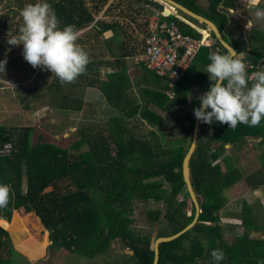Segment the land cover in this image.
I'll return each instance as SVG.
<instances>
[{
  "label": "trees",
  "instance_id": "16d2710c",
  "mask_svg": "<svg viewBox=\"0 0 264 264\" xmlns=\"http://www.w3.org/2000/svg\"><path fill=\"white\" fill-rule=\"evenodd\" d=\"M235 1L208 0L204 7L196 0H185L183 5L212 20L220 32H225L232 18L230 10L236 7ZM35 2L0 0V6L3 4L13 16H18V25H21V11L25 5ZM47 2L55 9L61 28L69 24L75 25L78 32L86 28L90 37L101 41V48L107 50L109 58H104L105 63L119 68L108 72L107 80L100 82L95 78L99 74L96 61L90 59L86 73L76 82L62 84L51 73L50 83L30 89L32 95L26 96V108L31 107L29 100L35 99L38 93L43 95L44 104L60 116L58 122L46 124L51 128L50 133L40 132L37 125L0 124V146L6 142L12 145L10 155L0 156V184L10 185L12 189L8 207L0 210V218L5 219L0 221L5 227L0 225V264H10L11 260L13 264L23 262L9 231L21 228L18 223H22L23 218L17 214L13 215L11 224L8 221L15 209L26 204L35 207L55 248L90 259L104 258L114 251L116 264H153L156 239L181 231L196 215V206L183 176V160L193 141L194 109L200 106V101L197 96L189 97L188 86L183 82L189 79L187 73L195 60L205 50L209 54L211 48L203 47L198 52L174 87L169 86L167 78L155 74L160 87L145 92L152 108L142 107L134 101L135 95L126 94L129 85L120 68L124 69L127 56L140 53L136 30L148 32V16L153 13L151 6L161 9L163 5L155 0ZM101 11L103 16L97 19ZM142 14L145 18L139 21ZM166 18L177 21L185 33L201 37L200 32L176 16ZM0 26L7 25L2 22ZM105 32L113 33L105 37ZM211 32L216 39L214 31ZM251 32L255 33L250 44L241 38L230 39L237 53L245 52L242 59L247 63L249 74L264 64V32L259 29ZM222 36L229 40L225 34ZM141 41L144 43L145 39ZM214 45L221 53L227 51L217 39ZM85 50L88 52L90 48ZM207 79L205 72L198 81L204 92L211 84ZM84 85H97L107 97L113 95L110 101L114 113L107 114L103 124L95 122V117L71 114L83 110L85 104L64 87ZM159 109L167 112L166 117L159 114ZM175 112L178 117L173 122L177 121L175 128H180L181 132L168 138L167 117ZM145 126L151 127L147 134L142 132ZM71 127L75 129L67 136L57 137ZM249 140L254 141L255 149L264 145V121L259 127L240 124L235 129L215 121L211 125L199 122L196 147L189 162L190 180L200 206L198 221L175 239L160 243L157 264H215L211 256L214 249L225 253V259L219 264H264V238L252 235L264 230V222L253 204L244 200L238 218L244 229L234 232L232 241L224 236L225 227L229 226L216 224L221 221L222 210L228 203L226 188L241 178L251 191L264 188V148L258 152L257 161L246 166L239 164L236 157ZM136 207L145 209L146 223L142 228L137 226L133 216ZM26 244L19 247L35 256L37 248L30 247L34 243ZM126 248H130L132 254H125Z\"/></svg>",
  "mask_w": 264,
  "mask_h": 264
},
{
  "label": "rangeland",
  "instance_id": "374dc122",
  "mask_svg": "<svg viewBox=\"0 0 264 264\" xmlns=\"http://www.w3.org/2000/svg\"><path fill=\"white\" fill-rule=\"evenodd\" d=\"M155 1H158L163 5V8H161L163 10L150 5L153 13H149L150 15L148 16V18L151 19L153 16H159L161 12L164 13L165 10L170 7V15H174L178 19L183 20L188 24H195V26L199 29L208 30V28H204L201 23L190 20L188 16L179 12V10L170 5L168 2L162 0ZM179 1L181 4H186L185 0ZM201 2V6L207 7V1L204 2L203 0ZM243 6L247 7L246 5ZM147 7H149V5H147ZM260 7L264 8V0H261ZM2 14H4V16H1ZM12 14L13 12H10L7 8L4 7L3 4L2 6H0V23L3 22L7 25L6 27L0 26V60H7L5 70L3 72H0V124H7L10 126L37 125L40 129V132L50 133L51 128L48 129L46 124L58 122L60 116L55 113L54 110L44 104V101L42 99L43 95L37 93L35 95V99L31 98L29 100L31 102V107L29 108H26L24 104L26 102V96L32 95L29 90L33 89L34 87L45 86L50 83L52 74L51 71L45 70L40 67L33 68L23 58V45L12 46L7 43V33L9 29H13L14 32H18L17 27L20 18H17L18 16H13ZM7 15H9L8 18L6 17ZM102 16L103 11H101V13L96 16V18L98 19ZM138 18L139 21H141L145 18V15L142 14ZM251 22L253 27H251L250 29L248 28L247 32H251L254 27H257L264 32V21H257L255 19L251 20ZM234 24L231 26L232 29L234 28ZM232 29L228 31L225 30V32H233L234 30ZM136 31V34H138L137 40L141 41L144 32H142L140 29H137ZM110 34L111 32L105 33V35ZM262 39L264 41V37ZM193 66L189 71L188 78H190V82L192 81V79H194L196 83L195 85H199V87H201L200 82L197 83L199 81L200 75H196V69L199 71L201 70V72L205 74V68L201 67V61L195 62ZM263 69L264 64L259 70ZM105 70H107V67L104 68V71ZM73 88L76 93L79 94V87L75 86ZM85 98H87L85 101L89 105L87 104V106H85L84 109L79 111L78 113H74L78 114V116L80 117H95V122L103 124L104 120L107 117V114L111 113V111H109L111 109V105H109L107 100L105 101V97L98 90L94 92L91 91L90 94ZM165 113L166 112L164 110H161L162 116H164ZM176 117H178L177 112H175L171 117H167L169 120H167V125L165 127H168V132L166 133V136L168 138L173 137L174 135H177L181 132L180 128H175V125L177 123L173 121L174 119H176ZM149 128L151 127H143L142 132L144 134H147L149 132ZM68 134L69 132L66 131L58 134L57 137L62 138L64 136H67ZM253 143V140H249L248 144L245 145L239 152H237L236 157H238L239 159V164L246 166V163L248 164L249 162L252 163L255 162V160L257 161V159L255 158L258 157V151L264 148V145L258 146L257 149H255L253 147ZM230 146L231 145H228V147ZM221 162L223 164L222 160ZM225 194L228 197V203L222 210L221 221L216 222V224L221 223L222 225L224 224V226L225 224L229 226L225 227L226 231L224 233V236L228 241L233 240V237L235 236L234 232L239 233L244 229L241 221L239 222L240 219H238L241 215V209L244 199L253 204L254 210L261 216V219L264 222V188L251 191L246 181L241 178L235 184H233L229 188H226ZM22 214H24L23 217H20L21 219L23 218L22 223L18 224L23 225L25 228L22 230V227H15L14 231L10 229L9 230L11 231L10 233H13V235H11L12 237H14L12 241L16 242L15 244L13 242V244L21 254L20 259L23 260L24 264H116V262L114 261L116 258V252L114 251L110 255L105 254L104 258L100 256L90 259L65 249L55 248V246L52 245L49 231L44 230V226L41 227V225L39 224L40 217L38 216L37 219L30 213L24 212ZM13 215L14 214H12L11 220L8 221L9 224L14 221ZM133 216L135 217L137 226L139 228H142L146 223L145 209H139L138 207H136L134 209ZM17 230L19 231L16 232ZM19 235H21L20 238ZM252 235L264 238V230L255 231L252 233ZM26 243H28L29 245L31 243H34L33 245H30V247L32 249L37 248V254L35 256L24 251L22 247H19L20 244L27 245ZM124 253L127 255L132 254V250L130 248H126L124 250ZM10 263L13 264L12 262Z\"/></svg>",
  "mask_w": 264,
  "mask_h": 264
},
{
  "label": "clouds",
  "instance_id": "9594fccd",
  "mask_svg": "<svg viewBox=\"0 0 264 264\" xmlns=\"http://www.w3.org/2000/svg\"><path fill=\"white\" fill-rule=\"evenodd\" d=\"M261 0H245L248 8L255 9L257 21H264ZM23 23L18 32L9 29L7 43L23 45V58L33 68L51 71L62 84L74 83L87 71L90 54L77 43L75 25L60 27L55 9L47 0H36L25 5L20 13ZM252 26L249 20L247 28ZM210 63L205 72L211 81L209 89L198 97L200 106L194 116L202 123L214 121L235 129L244 124L259 127L264 121V70L249 74L247 64L239 53L228 47L221 53L218 49L208 54ZM7 60H0V72L5 70ZM11 186L0 184V210L6 209L11 200ZM211 256L215 264L225 259L221 249H214Z\"/></svg>",
  "mask_w": 264,
  "mask_h": 264
},
{
  "label": "crops",
  "instance_id": "0c3cea01",
  "mask_svg": "<svg viewBox=\"0 0 264 264\" xmlns=\"http://www.w3.org/2000/svg\"><path fill=\"white\" fill-rule=\"evenodd\" d=\"M201 1H203V0H201ZM201 1L200 0H196V3L199 4V5H202V2ZM206 1H207V5H208V0H206ZM206 1L204 0V2H206ZM235 4H236V7L234 9H231L230 10V13H231L232 18H231L230 22L227 24V27H226V29L228 31V30L232 29L231 26L235 23L234 24V28L232 29L234 31L233 32H221V33L222 34H225L229 38V40H226L224 38V36H223V38L225 39V41L228 44H230L231 46H232V43H231L230 39L233 38V37H235V38L236 37L237 38H241L244 41H246L247 44H250L253 41V37L252 36H253V34L255 32H247L248 28L246 27V25L248 24L249 20L250 21L251 20H255V16H254L255 9H251V8H248V7L243 6V5H245V0H236L235 1ZM168 15H170V12L169 13H165V12L163 13V12H161L159 14V16L156 15V16H153V17H159L160 19L161 18L167 19L166 17ZM153 17L150 19L149 24H150L151 20L153 19ZM181 21L184 22V23H186L183 20H181ZM241 23H243V24H241ZM186 24H188V23H186ZM188 25L191 26L192 28L196 29L198 32L201 33V37H199V38H204L208 42V45H206L204 47L211 48L210 51L215 50L214 49V47H215L214 44L216 43L217 37H216V35H215L216 39L213 37V34L211 32L212 28L209 25H207L208 27H204V28H208V30L207 29L206 30L205 29H199V28H197L195 26V24H188ZM251 27H253V25ZM85 29H83L80 32H78V40H77V43L80 46H82L84 49H87V48L89 49L90 48V50L88 51V53L90 54V59H94L96 61V65L95 66L98 69V73H99L98 75L95 76V78L99 79L100 82L103 81V80H107V78H108V76H107L108 72H110L113 69H118L119 67H117L115 65H111L110 66L107 63H105V60H107V59H104V58H109V55L107 53V50L101 48L103 46L102 42L101 41L100 42H97L93 37L91 38L90 37L91 34L89 32H85ZM253 29L256 30V29H259V28L254 27ZM105 33H107V32H105ZM112 33L113 32H111L110 35H105L104 34V36L105 37L111 36ZM149 34H150V29L148 28V32L143 33V38L145 39L144 43H142V41H138L137 40V43L138 44L141 43L140 51H139L140 53H138V54H136L134 56H127L124 59V64H123L124 65V69L122 70L120 68V70H121V72H124L125 73V76L127 77V83L129 85V87H128L127 91H126V94H130L132 96L135 95L137 97V99H134V101L137 102V104L142 105V107L148 106L149 108H152L151 107V102L149 101L150 98L147 97L148 95H146L145 92L149 91L150 88H153V87H156L157 88V86H158V88H159L160 85L158 83V78L155 76V73L153 74V72L150 71L146 67L144 61L141 59V57H142V55L144 53V50H145L146 41H147V37L149 36ZM136 38H137V36H136ZM216 49H217V47H216ZM91 51H94V52H91ZM204 55H205V57H204ZM244 55H245V52L239 53V57L240 58H242ZM201 56H203V57H201ZM198 61H201V63H202V66L201 67H203V68L206 69V65L208 63H210V61L207 63V61H208V52L206 50L203 51L202 54H200V56H199V58L197 60H195V62H198ZM193 64H192V66H193ZM192 66L190 67V69L192 68ZM105 67H107V70L104 71V68ZM190 69L188 70L187 75H189ZM196 71H197L196 75H200L199 78L202 77V75H204L203 72H201V70L199 71V70L196 69ZM206 76L208 78L207 79V82H209L210 80H209V77H208V74L207 73H206ZM189 80H190V78L189 79H186L185 78V80L183 82V85H185V87L188 86L189 97L190 98H195L196 96L198 97V96L202 95L204 93V90L202 89V87H199V85L196 86L195 85L196 83H195L194 79H192L191 82ZM189 82H190V84H189ZM197 83H199V82H197ZM73 87L71 88V87H67L66 86V87H64V90L65 91H72L73 92L72 95L74 97H78L79 99H82L83 102H84V104H85L84 107L87 106V104H88L85 101L87 99L85 97H87L90 94L91 91H93V92L96 91V90L100 91L103 94V96L105 97V101L107 100V102L109 103V105H111V109L109 111H111L112 114L114 113V112H112V111H114L113 103L110 101V95L111 94H109V97H107V94H105L104 91H102L101 89H99V87L97 85L96 86H88V85L77 86V87H79V89H78L80 91L79 94L76 93V91L74 90ZM140 92H141V94H140ZM142 92H144L145 95L142 94ZM111 98H113V95H111ZM158 112H159V114H161V110L160 109L158 110ZM71 114L74 115L76 113H74V111H73V113H71ZM166 114H167V112L164 114V117H166ZM74 129H75V127H71V129H69L67 131L70 132L71 130H74ZM24 212L25 213H30L31 215H34L38 219V214H37L36 209L33 206V204L22 205L18 209H15L13 214L14 215L18 214L20 217H23L24 214H22V213H24ZM1 219L2 218H0V221H1ZM2 220H5V219H2ZM39 224L41 225V227L43 226L40 221H39ZM21 227H22V230L25 228L23 225ZM43 229L44 230H48V229H46L44 227H43ZM10 234L13 235V233H10ZM14 235H15V233H14ZM12 239H14V237H12ZM15 243L16 242H14V244ZM10 262H13V261L11 260ZM6 264H8V263H6ZM22 264H24V263L22 262Z\"/></svg>",
  "mask_w": 264,
  "mask_h": 264
},
{
  "label": "built area",
  "instance_id": "2783aa9c",
  "mask_svg": "<svg viewBox=\"0 0 264 264\" xmlns=\"http://www.w3.org/2000/svg\"><path fill=\"white\" fill-rule=\"evenodd\" d=\"M149 29L141 59L150 71L167 78L169 86L174 87L208 42L185 33L175 20L153 17ZM11 148L10 142L0 146V156L10 155Z\"/></svg>",
  "mask_w": 264,
  "mask_h": 264
},
{
  "label": "water",
  "instance_id": "95a60500",
  "mask_svg": "<svg viewBox=\"0 0 264 264\" xmlns=\"http://www.w3.org/2000/svg\"><path fill=\"white\" fill-rule=\"evenodd\" d=\"M168 2L170 5H172L173 7H175L176 9H179L181 11H183L184 13L190 15L191 17L202 21L204 23H206L207 25H209L212 30L214 31L217 39L226 47H230L231 49L235 50L230 44H228L225 39L222 36V33L220 32L219 28L217 27V25L210 19L194 12L193 10L189 9L188 7L184 6L183 4L179 3L176 0H163ZM165 12L167 13L168 10L166 9ZM236 51V50H235ZM198 126H199V121L195 118V125H194V133H193V141L191 144V147L189 149V151L187 152L184 160H183V176H184V180L186 182L188 191L190 193V196L193 200V202L195 203L196 206V215L195 218L193 219V221L188 224L185 228H183L181 231L172 234V235H168V236H160L156 239L155 244H154V250H155V258H154V262L153 264H157L158 263V259H159V245L161 242L164 241H170L175 239L176 237L180 236L182 233H184L185 231H187L189 228H191L193 225H195V223L198 221V216L200 213V206H199V202L197 200L196 197V193L193 189L191 180H190V167H189V162H190V158L192 153L195 150L196 147V141H197V136H198ZM68 132V131H67ZM1 226L4 227V225L2 223H0Z\"/></svg>",
  "mask_w": 264,
  "mask_h": 264
},
{
  "label": "bare ground",
  "instance_id": "6f19581e",
  "mask_svg": "<svg viewBox=\"0 0 264 264\" xmlns=\"http://www.w3.org/2000/svg\"><path fill=\"white\" fill-rule=\"evenodd\" d=\"M167 10H168V12L167 13H169L170 11H171V8L169 7V8H167ZM146 74V73H145ZM148 84V83H147ZM128 96V95H127ZM169 97V96H168ZM199 97V96H198ZM132 98V97H131ZM149 98V97H148ZM125 99H126V96H125ZM110 118V117H109ZM126 121V120H125ZM175 122H176V120H175ZM175 124V123H174ZM120 126V125H119ZM193 127V126H192ZM200 131H201V129H200ZM148 140V139H147ZM150 140V139H149ZM161 141V140H160ZM44 142V141H43ZM215 142V141H214ZM159 143V142H158ZM80 147H81V144H80ZM113 149V148H112ZM214 150V149H213ZM259 152V151H258ZM75 153V152H74ZM159 157V156H158ZM156 158V157H155ZM233 160V159H232ZM125 161V160H124ZM234 161V160H233ZM121 163V162H120ZM149 165V164H148ZM152 167V166H151ZM92 178V177H91ZM86 179V178H85ZM104 181V180H103ZM86 189V188H85ZM84 190V189H83ZM91 196V195H90ZM245 200V199H244ZM134 209V208H133ZM56 218V217H55ZM205 225V224H204ZM216 230V229H215ZM190 235H192L191 233H190ZM101 260V259H100Z\"/></svg>",
  "mask_w": 264,
  "mask_h": 264
}]
</instances>
